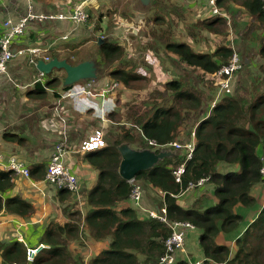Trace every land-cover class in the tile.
Wrapping results in <instances>:
<instances>
[{"label":"trees","instance_id":"16d2710c","mask_svg":"<svg viewBox=\"0 0 264 264\" xmlns=\"http://www.w3.org/2000/svg\"><path fill=\"white\" fill-rule=\"evenodd\" d=\"M225 1L217 0V6L222 7ZM234 2L258 21L262 33L259 35L261 38L257 54L264 59V0ZM221 16L211 13L204 23L212 28L222 21ZM98 47L102 57L111 63L125 51L122 45L108 39H104ZM166 47L177 56L171 58L172 63H183L209 73H214L232 55L231 48L225 46L210 54L194 51L187 43L179 41H170L166 43ZM258 64L257 84L251 98L224 97L216 102L208 114L202 112L201 108L198 109L202 100L199 96L181 89V80L165 82V90L171 92L169 104H160L158 98L151 100L153 90H149L147 100L152 102L150 108L134 119L140 136L137 135L139 132L135 134L134 129H125L120 137L114 139L107 133L105 146L84 153L85 159L98 170V176L86 194L85 201L90 210L83 220L81 221V213L77 210V196L67 189H57L60 203L71 200L65 210L70 220L63 224L49 221L43 226H33L26 241L16 240V237L8 239V242L0 240V264H66L67 257L71 256L68 244L80 238L83 240L82 233L95 240H107V246L90 256L86 264H157L159 255L164 252L163 242L170 229L165 223L150 218L142 211H139L140 214L144 213L146 216L140 219L133 206L121 205L130 200L131 183L117 172L120 155L116 146L127 141L135 147L133 142L137 138L141 145L135 148L149 146L147 140L158 144L175 141L180 128L185 124L182 111L192 107L198 109L195 113L198 118L194 128L190 130V133L194 130L195 149L192 158L186 163L181 182H176L172 174V166L183 159L178 151L163 158L152 168L136 173L134 181H142L164 192L168 219L189 221L198 229V244L204 255L201 264L228 262L229 246L217 242V236L222 232L227 235L236 233L234 243L238 248L229 261L230 264H264V207L250 222L246 218L244 220L243 213L238 212V207L242 206L243 209L256 204L253 190L263 183L260 173L263 161L260 156H264V63ZM109 75L111 81H118L123 88L130 86L129 82L145 78L121 67L110 68ZM58 83L62 84L61 79L52 76L45 85ZM69 88L71 86L62 87L63 90ZM131 88L133 87L129 89ZM44 94L40 82L27 92V95L34 97ZM229 94L230 92L225 93L224 96ZM109 116L112 117L113 112ZM221 164L229 166V169L224 172L218 170ZM233 165H237L236 170L231 169ZM46 166L47 163L32 164L29 166L30 176L36 180H44ZM11 173V170L0 169V211L3 209L28 218L33 212L31 204L5 192L11 187ZM200 178H207L213 185L216 202L202 210L197 207H181L176 197L188 182H195ZM34 230L42 231L40 234H31ZM39 242L48 247H44L31 261L27 260L26 246ZM137 253L143 256L142 260ZM188 261L189 258L184 255L183 258H177L174 264H189Z\"/></svg>","mask_w":264,"mask_h":264},{"label":"crops","instance_id":"0c3cea01","mask_svg":"<svg viewBox=\"0 0 264 264\" xmlns=\"http://www.w3.org/2000/svg\"><path fill=\"white\" fill-rule=\"evenodd\" d=\"M29 2L34 14H42L47 17L30 20L23 35L14 39L13 49L40 47L42 52L37 60L47 56L48 59L53 57L66 59L70 63H74L73 58L81 55V51L86 54L96 48L99 51V37H102L103 40H112L131 53L134 51L131 43L127 42L126 44L120 41V37L123 38L127 32L131 40H134V46L140 42L145 51L146 43L143 45L139 38L142 36L148 41V36L151 38L152 31L162 32L167 26L166 20L169 18L175 19L176 25L174 26L177 30L178 24L179 26L183 25V16L186 18L187 25L201 16L206 17L202 14H206L208 19L211 16L206 0H149L147 4H142L140 0H0V33L4 30L2 21L6 18L18 20L27 13ZM79 4L84 6L88 18L75 25L68 16ZM200 10L201 15H199ZM58 14L65 18H57ZM119 27L126 28V30L123 32ZM145 29H152V31L145 33ZM159 38L161 41V37ZM158 45L163 47L162 44ZM163 49L167 51L166 45ZM172 57L177 58L176 56ZM88 58H93V56L85 55L83 57V59ZM131 59L135 60L136 57ZM37 60L35 63H31L29 54L19 55L11 59L7 63L6 71L0 74V151L5 158L16 157L28 167L36 163L46 165L54 144L59 140V121L60 119L65 120L68 146L71 151L66 153L62 161L79 180L80 201L77 199V210L81 213L82 221L90 210L85 198L97 180L98 170L85 159L84 152H78L76 148L82 139L92 134L95 129L104 128L105 123L110 121L109 114L115 111L117 92L116 90L113 93L101 91L104 83L112 80L109 76L104 75L94 79L88 92L75 91V89L81 88L79 82L68 90H63L62 84L59 83L45 85L49 78L59 77L63 70L53 69L50 73H43L36 68ZM133 60L131 67L134 64ZM164 63L169 64L167 55L164 56ZM131 69L133 72L136 71ZM61 79L62 82L63 78ZM37 82L43 86L45 94L40 97L27 95L28 91L35 88ZM150 82L155 81L150 79ZM120 97L124 99L122 94ZM85 117H89L91 121L94 119V122H85ZM103 131L106 141L107 133L104 129ZM221 165L218 170L222 169L221 171L224 172L229 169V166ZM231 169L236 170L237 165H233ZM10 182L11 187L5 191L6 194L16 195L22 201L30 203L33 212L30 217L26 218L2 209L0 211V240L8 242V239L16 237V240L26 241L25 239L33 226H43L45 222L49 221L63 224L70 220L65 210L68 209L67 206L71 200L67 199L60 203L57 188L53 184L43 179L36 180L31 176L30 178L25 177L15 172L11 173ZM140 183L143 187L142 206L147 210H158L162 207L165 203L162 190L144 184L142 181ZM255 193H258L260 198L263 197L261 185L254 188V196ZM176 200L185 209L197 207L199 210L216 202L213 185L209 182L185 190L176 197ZM255 200L259 203L256 197ZM121 205L133 206V203L127 200ZM134 208L140 219L146 216L144 213L140 214L139 211L142 210ZM242 210V206L238 207V212ZM41 231L35 232L34 230L31 234H40ZM17 234H20L19 238L11 237ZM198 234L199 231L196 228L187 232L186 249L189 264L195 261L201 264L204 260V255L198 244ZM221 234L225 235L226 233L218 234V243H223L222 237L219 238ZM98 241L105 243L100 250L107 246L105 238ZM179 257L183 258L184 255L181 254ZM193 257L197 258L193 260Z\"/></svg>","mask_w":264,"mask_h":264},{"label":"rangeland","instance_id":"374dc122","mask_svg":"<svg viewBox=\"0 0 264 264\" xmlns=\"http://www.w3.org/2000/svg\"><path fill=\"white\" fill-rule=\"evenodd\" d=\"M234 1L235 0H226L224 4L226 2L227 4H222L225 7H218L221 12L220 15H222V21L217 22L212 28L206 26V23H204L208 20L206 14L202 15H205L207 18L201 16L188 25L186 24L185 16H183V25L179 26L178 24L177 30H175L174 26L176 25L175 19L172 20L169 18V20H166L167 26L164 27L162 32H153L152 29L144 30L145 33L152 31L150 33L151 38L148 36V41L147 39H143L142 36L139 38L141 42H143V45L146 43L147 48L145 51L140 42H137L134 46V40H131L126 32L123 35V38L120 37V41L126 44L127 42L131 43L134 47V51L131 53L124 51L121 57L117 58L113 63L108 61L105 57H102L100 53L101 51H98L97 48L89 54L81 51V55L73 58V62L76 63L78 60H83L85 55L93 56L97 65V76L104 75L110 77L109 69L118 67H121L126 71H133L131 69L133 68L136 70L135 73L145 76V78L141 80L129 82L130 86H125L123 88L120 84L117 88L115 111H113V116H110V121L105 123V127L103 128L112 139L120 137V134L125 129H134L135 134L139 132L137 130L138 126L134 125V119L141 116V114L150 108L152 102L147 100L149 90H153L151 92V100L153 98H158L160 104H162V102L165 104L170 103L168 98L171 97V92H167L164 88L167 79L181 80V89L191 91L194 95H197L202 99L198 109L201 108V111L205 114L210 112L212 108L211 103L215 99L217 92L213 73L204 72L197 67L188 66L183 63H172L171 57L176 56V54L170 50L165 51L163 49L164 45H166V41L167 43L170 41L185 42L192 48V50L208 54L223 46L231 48L232 53L235 52L238 54L241 66L239 71L234 75L230 94L226 96H222L221 94L218 101L223 100L224 97L230 96H242L247 99L251 98L254 86L257 84L256 74L259 72L258 63H264V59H261L257 54L259 40L261 38L259 35L262 31L259 27L258 21L244 11V9L236 3L238 1ZM201 13L200 10L199 15H201ZM119 28L123 32L126 30V28ZM159 37H161V41ZM158 44H162L163 47H160ZM165 55H167L169 64L164 63ZM133 57H136V59H131ZM132 60L134 62L133 67L130 66ZM64 74L65 72L63 71L59 78H63L65 76ZM150 79L155 82L151 83ZM85 83L86 80L79 81V84L84 85ZM130 87L133 88L129 89ZM121 94L124 99L120 97ZM191 109L186 108L182 111V116L185 118V124L182 125L179 132L177 131L178 135L175 138V141L177 142H185L192 137V132L190 133V130L194 128L195 121L198 118V116L195 115L198 109H195L194 107ZM105 117L108 118L107 116ZM84 120L88 123L94 122V119L91 121L89 117H85ZM98 120H100V118H98ZM194 141H196L195 138ZM133 143V146L135 147L141 145L140 139L138 138ZM221 166L225 167V164H222ZM255 197L259 203L256 201V204L254 203L252 206L244 207L241 211V213L244 214V220L246 218L248 219V222L254 220L262 207H264L263 197L260 198L258 193H255ZM82 235L84 237L83 240L80 238L68 244L71 256L67 257L66 264H86L85 262L88 258L93 254L99 253L100 248L105 244L100 243L101 241L89 238L87 234L85 235L82 233ZM235 235L236 233L232 235L221 234L219 236V238L222 237L221 241L229 246L230 254L228 262L217 264H230L229 261L233 258L234 253L238 248L234 243L236 238ZM14 236L19 238L20 234L12 235L11 237ZM46 247L48 246L46 245ZM137 255L140 260L143 259L141 254L137 253ZM196 258L197 257H193V260Z\"/></svg>","mask_w":264,"mask_h":264},{"label":"built area","instance_id":"2783aa9c","mask_svg":"<svg viewBox=\"0 0 264 264\" xmlns=\"http://www.w3.org/2000/svg\"><path fill=\"white\" fill-rule=\"evenodd\" d=\"M209 5V9L212 14H221L217 6V0H206ZM28 11L25 15L18 18V20H13L12 18H6L2 21V26L4 30L0 33V74H3L6 71L7 63L22 54H29V61L35 63L37 58L40 57L42 49L40 47H27V48H17L13 49L12 43L15 38L23 35L25 29L30 20L35 18L47 17L42 14H34L31 9L30 2L28 3ZM53 17V16H49ZM69 19L76 25L87 20L88 13L85 10L82 4H79L72 14H70ZM57 18H65V16L58 14ZM45 59L48 60V57L45 56ZM43 58V59H44ZM241 66L240 59L237 53L233 52L231 57L227 62L222 64L214 73L213 78L215 80L217 92L215 99L211 103L213 107L219 98L225 93H229L232 89V81L234 75L239 71ZM94 83V79L86 80L84 85H79V90L75 91H90V87ZM101 91L104 93H113L120 86L117 81H108L104 83ZM75 86L72 85V88ZM70 89V88H69ZM220 96V97H219ZM59 140L54 144L49 160L47 162L46 171L44 175V181L53 184L57 189H67L73 194L80 198V183L77 176L70 171V168L63 163L62 158L66 155L67 152L71 151L68 146L67 138V125L66 121L60 119L59 121ZM192 137L185 142L169 141L167 143L158 144L153 140H147L148 147L153 149H172L178 151L183 155V159L175 166H172V174L176 182H181L183 173L185 171L186 163L193 156L195 149L194 141V130L191 133ZM106 145L105 136L103 128H97L92 134L88 137L82 139L76 151L78 152H88L91 150L99 149ZM260 159L263 161V165L260 168V173L263 178L262 185V194L264 202V156H260ZM0 169L1 170H11L12 172L19 173L25 177L30 178L29 167L21 160L16 157L9 156L5 158L3 153L0 151ZM207 181V178H200L195 182H188L187 186L182 192L188 189L195 188L197 186L203 185ZM131 183V189L129 194V199L133 203V206L138 210H142L150 218H154L162 223H165L169 229L170 233L165 238L164 252L159 255L157 264H174L175 260L179 258V255H187L186 249V239L185 234L188 230L195 229V226L189 221L185 220H170L166 217V209L163 205L158 210H147L142 204V195L143 188L139 182L134 181V179L129 180ZM181 192V193H182ZM46 247L42 242L36 243L34 245H27L25 249L26 259L32 260L41 250ZM190 264H199L198 261L191 262Z\"/></svg>","mask_w":264,"mask_h":264},{"label":"water","instance_id":"95a60500","mask_svg":"<svg viewBox=\"0 0 264 264\" xmlns=\"http://www.w3.org/2000/svg\"><path fill=\"white\" fill-rule=\"evenodd\" d=\"M142 4H147L149 0H140ZM103 41L98 38V43ZM36 68L43 73H50L53 69H62L65 72L63 77V86H72L74 83L95 79L97 77V65L94 58L80 60L76 63H70L66 59L53 57L48 60L38 59ZM55 77V76H54ZM120 155L117 172L123 179L129 181L133 179L136 173L152 168L163 158L172 156L175 151L168 149L155 150L150 147L135 148L129 142L124 141L116 146Z\"/></svg>","mask_w":264,"mask_h":264},{"label":"clouds","instance_id":"9594fccd","mask_svg":"<svg viewBox=\"0 0 264 264\" xmlns=\"http://www.w3.org/2000/svg\"><path fill=\"white\" fill-rule=\"evenodd\" d=\"M87 80H88V79H87ZM114 81H116V80H114ZM78 82H79V81H78ZM117 82H118V81H117ZM76 83H77V82H76ZM74 84H75V83H74ZM74 84H73V85H74ZM71 87H72V86H71ZM105 142H106V141H105ZM146 147H148V146H146ZM150 148H151V147H150ZM175 152H176V151H175ZM133 179H134V178H133ZM207 181H208V180H207ZM207 181H206V182H207ZM162 192H163V191H162ZM163 193H164V192H163Z\"/></svg>","mask_w":264,"mask_h":264}]
</instances>
